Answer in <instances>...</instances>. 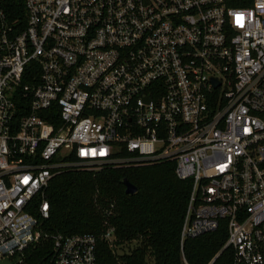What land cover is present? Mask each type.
Returning a JSON list of instances; mask_svg holds the SVG:
<instances>
[{"label": "built area", "instance_id": "2783aa9c", "mask_svg": "<svg viewBox=\"0 0 264 264\" xmlns=\"http://www.w3.org/2000/svg\"><path fill=\"white\" fill-rule=\"evenodd\" d=\"M165 162L181 245L225 222L233 264H264V0H0V260L49 239L98 264L95 235L42 232L51 179Z\"/></svg>", "mask_w": 264, "mask_h": 264}, {"label": "trees", "instance_id": "16d2710c", "mask_svg": "<svg viewBox=\"0 0 264 264\" xmlns=\"http://www.w3.org/2000/svg\"><path fill=\"white\" fill-rule=\"evenodd\" d=\"M249 4V3H248ZM174 162L138 166L78 169L56 174L46 197L50 217L41 221L43 233L93 234L98 264H233L234 251L223 250L225 222L213 232L180 242L191 182L180 180ZM137 188L126 193L124 180ZM109 217L115 228L111 244L104 238ZM137 241L129 253L116 247ZM51 240L42 239L25 252L26 264H50Z\"/></svg>", "mask_w": 264, "mask_h": 264}, {"label": "water", "instance_id": "95a60500", "mask_svg": "<svg viewBox=\"0 0 264 264\" xmlns=\"http://www.w3.org/2000/svg\"><path fill=\"white\" fill-rule=\"evenodd\" d=\"M124 185L126 187V193L129 195H133L137 192V188L131 184L127 179L124 180ZM0 264H12L9 260H0Z\"/></svg>", "mask_w": 264, "mask_h": 264}, {"label": "rangeland", "instance_id": "374dc122", "mask_svg": "<svg viewBox=\"0 0 264 264\" xmlns=\"http://www.w3.org/2000/svg\"><path fill=\"white\" fill-rule=\"evenodd\" d=\"M137 243H138L137 241L132 242V243H126V244L116 247L115 250L119 254L129 253L132 249L136 247Z\"/></svg>", "mask_w": 264, "mask_h": 264}]
</instances>
